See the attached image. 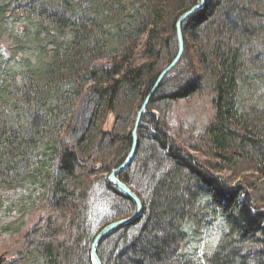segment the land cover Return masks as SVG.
<instances>
[{"label":"trees","instance_id":"trees-1","mask_svg":"<svg viewBox=\"0 0 264 264\" xmlns=\"http://www.w3.org/2000/svg\"><path fill=\"white\" fill-rule=\"evenodd\" d=\"M78 6L60 2L47 24L36 17L38 61L12 75L25 80L8 82L0 68V186L30 183L48 194L50 207L24 232L16 262L3 264H92L97 233L135 213L106 176L105 189L130 203L131 213L93 231L92 191L127 158L137 113L177 54L176 22L192 7L184 0ZM183 29V60L152 99L137 156L120 174L130 186L133 176L140 182L144 213L105 238L100 256L105 264H264L259 186L234 184L223 173L243 166L264 178V0H207ZM205 88L215 95V116L192 151L169 134L160 105ZM84 94L92 99L84 129L65 142L61 133ZM215 226L221 239L201 252Z\"/></svg>","mask_w":264,"mask_h":264},{"label":"rangeland","instance_id":"rangeland-1","mask_svg":"<svg viewBox=\"0 0 264 264\" xmlns=\"http://www.w3.org/2000/svg\"><path fill=\"white\" fill-rule=\"evenodd\" d=\"M64 1L66 0H0V68L8 82L13 83L14 79L25 80L22 74L14 77L12 75L18 74V70H22V67L24 69L27 66H24L25 63L31 61V64L34 65L38 61L35 55L40 46L34 42L36 17H41L42 21L47 24V12ZM92 1L74 0L75 3L85 7L92 6ZM120 1L123 5H129L134 0ZM193 2L194 0H184L185 6H193ZM81 6L78 7L81 8ZM138 42H142V40ZM45 45L48 47L47 41H45ZM97 62L104 63L106 59L102 58ZM86 94L78 100L75 111L71 113L70 119L61 133V138L65 142L75 143L84 129V124L89 116L87 109L92 100ZM214 97L212 90L205 88L190 98L161 103L160 105V109L166 114L169 134L192 151H194L192 146L201 143L206 128L214 120ZM160 109H153L152 111L161 116ZM195 154L204 160H210L207 154L202 155L199 152ZM223 173L234 184L241 183L249 186V182L252 181L254 185L259 186L260 204L264 207V178H260L252 170L243 166L236 169L227 167ZM106 176L108 175L104 174L98 177V182L92 191L90 226L93 231L115 216H127L131 213L130 203L116 198L105 189L103 180ZM132 178L131 187L142 193V199L147 201V196L142 186L139 185L140 182L137 183L134 176ZM48 198L47 193L30 183H26L24 186H0V257L5 255L6 261H15L19 257L17 253L22 248L24 232L40 214L49 211ZM221 236V228L218 226L206 231L199 244L200 251H212ZM108 242L111 241H107L102 247L104 253L108 250ZM33 260L31 258L21 260L18 264H36Z\"/></svg>","mask_w":264,"mask_h":264},{"label":"water","instance_id":"water-1","mask_svg":"<svg viewBox=\"0 0 264 264\" xmlns=\"http://www.w3.org/2000/svg\"><path fill=\"white\" fill-rule=\"evenodd\" d=\"M207 4V0H199L197 4L192 6L189 10L185 11L177 20L176 22V34H177V42H178V51L174 59L171 61V63L166 66L160 75L158 76L152 90L149 92L148 96L145 98L143 104L141 105L138 113L137 118L135 120L133 132H132V148L125 159V161L118 167L114 168L110 174L108 175V180L112 182L116 188H118L120 191H122L126 196H128L131 201L136 206V211L134 214L115 220L106 226H104L95 236L92 245H91V260L92 264H105L103 259L100 256L99 248L102 242L107 238L109 235L119 231L123 227L135 222L138 220L144 213V202L142 198L139 196V194L125 181H123L120 177V174L124 171H126L134 162L138 150H139V144H140V135L139 131L141 128V125L143 123V119L145 114L148 112V109L151 105L152 99L162 86L165 79L171 74L181 63L183 60V57L186 52V39L184 34V24L197 12L203 10ZM6 261V256L2 255L0 257V264H3Z\"/></svg>","mask_w":264,"mask_h":264}]
</instances>
